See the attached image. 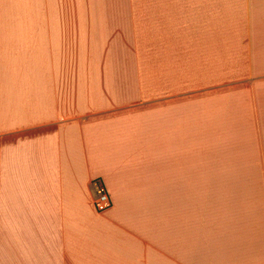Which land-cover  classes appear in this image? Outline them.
Segmentation results:
<instances>
[{
    "label": "crops",
    "instance_id": "1",
    "mask_svg": "<svg viewBox=\"0 0 264 264\" xmlns=\"http://www.w3.org/2000/svg\"><path fill=\"white\" fill-rule=\"evenodd\" d=\"M78 2L0 0V264H264V0Z\"/></svg>",
    "mask_w": 264,
    "mask_h": 264
},
{
    "label": "built area",
    "instance_id": "2",
    "mask_svg": "<svg viewBox=\"0 0 264 264\" xmlns=\"http://www.w3.org/2000/svg\"><path fill=\"white\" fill-rule=\"evenodd\" d=\"M94 208L98 212H103L110 206V199L108 197L107 191L101 183H97L96 197L93 201Z\"/></svg>",
    "mask_w": 264,
    "mask_h": 264
},
{
    "label": "bare ground",
    "instance_id": "3",
    "mask_svg": "<svg viewBox=\"0 0 264 264\" xmlns=\"http://www.w3.org/2000/svg\"><path fill=\"white\" fill-rule=\"evenodd\" d=\"M70 2V1H69ZM74 2V1H73ZM77 2H78V0H77ZM82 2H84V1H82ZM62 3V2H61ZM76 3V2H75ZM65 4V3H64ZM78 4H79V2H78ZM67 5V4H66ZM71 5H73V4H71ZM83 5V4H82ZM69 6H70V4H69ZM79 7H80V5H78ZM66 7V6H65ZM75 7H76V5H75ZM73 9V8H72ZM80 9V8H79ZM89 22V21H88ZM71 25V24H70ZM73 25V24H72ZM64 26H66V25H64ZM85 27V26H84ZM65 28V27H64ZM118 43V42H117ZM119 44V43H118ZM116 46H117V44H116Z\"/></svg>",
    "mask_w": 264,
    "mask_h": 264
}]
</instances>
